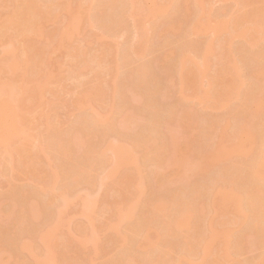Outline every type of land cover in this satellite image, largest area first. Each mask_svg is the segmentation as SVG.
Here are the masks:
<instances>
[{
	"label": "rangeland",
	"instance_id": "rangeland-1",
	"mask_svg": "<svg viewBox=\"0 0 264 264\" xmlns=\"http://www.w3.org/2000/svg\"><path fill=\"white\" fill-rule=\"evenodd\" d=\"M15 1L21 6L25 0ZM15 1L0 0V23H2L3 19H8V15L15 10L17 6ZM49 1L51 0L45 3ZM76 1L74 2L73 0V5L77 6L78 0ZM170 1L172 0H126V17L128 14L127 20L125 18V26L126 28L128 27L126 34L123 33L124 29L121 27L115 32L113 31L115 28H112L111 33L109 32L110 29L107 28L109 31H106L105 27H102L101 30L98 27L97 30L96 26L100 24L97 16V18L94 17L97 19L95 21H98V23L95 22L96 26L90 27L88 24H85L86 26L82 28V31L79 30L81 33H75V38H73L74 36L70 37V35V38H68L65 35L66 39L64 37L62 41L65 44L60 42L63 36L61 38H59L60 36L57 37L58 39L53 37L55 40L51 39L50 35L48 37L50 30H55V24L61 23V20L65 23V19L63 20L65 14L61 13L60 10L63 9L61 11L65 13L66 11H64V8H60V6L59 10L56 9V14L54 13L55 17L57 14H62L60 21L53 17L54 15L50 16L56 19L57 23L55 22L56 20L53 21L54 19L49 16H44L49 17L47 19L43 17V19H40L43 22L42 26L39 25L42 28L38 32H41L43 29L40 36H43L44 40L40 37L43 42L41 44H34L35 48L31 47L33 50H36L37 45L38 47L45 46L44 52L47 53L49 51L47 57L50 58V63H48L47 57L46 60L48 62L43 58V55H46L44 52L41 55V57L43 56L42 59L38 56L41 60L44 59L48 63L44 68L43 66L41 67V70L43 68L42 71L34 66L37 61L38 63L40 62L38 57V60H36V57L33 58L31 56L32 62L30 63L32 65L30 64L31 66H29L28 62V67L23 60V56H25L26 61L28 52H23L22 57L21 52H17V55H20L23 60H19L21 61L19 63L17 59L20 58L16 54L15 58L16 56L18 58H14L16 48L15 51L12 47L10 49L9 47L6 48L10 39V36H6L14 34L13 30H15V26L11 19L8 22H3L5 24L8 23L6 26L8 29L3 28L0 34V82H9V86L6 83L3 87L1 86L2 92L17 86L16 91L20 95L24 92L23 96H21L23 99L20 97L24 101L21 102L24 105L21 103L18 105L16 104L17 101L15 103L13 100L9 102L12 106L10 104H5L4 106V103L11 101L10 96L9 99L6 97L8 92L6 93L7 95L4 93L6 96L4 95L3 97L6 98L3 100L2 97L1 99L3 101L1 103L3 114H7L6 116L11 118L6 117V119H9H7V124L10 120L15 122L12 121L11 126V122L6 126V128L10 126L8 131L11 134L7 131L8 136L0 129L1 229L6 224L9 227H15L16 230L20 229L12 223L14 215L9 217V215L3 214V212H9L13 206V198L10 197V192H12L10 190H13V188H17V190H24V188L26 190L29 189V191L32 190L33 195L25 190L27 195L30 194L31 197L27 196L30 197L28 199V206H26L27 209L22 214L20 209H18L17 217L31 220L37 226L40 220H48V212L52 206L46 205L42 208L43 216L39 220L37 218L39 216L33 214V208L36 205L35 192L45 194V198L42 199L43 202L47 203L51 200L55 191L52 180L55 176L54 172L59 171L62 174L68 166L75 167L84 176L81 182L67 180L69 193L65 196L70 202H66L63 199V193H58V205L53 206L63 213L60 228L52 239L54 253L57 254L58 251L61 257L57 261L54 258V260L47 259L45 257L46 246L40 242L39 238H36V242H33V245L30 247L31 251L26 250L28 253L33 251L39 257V264H66L67 261L71 264H112L113 259L119 257L124 252V249H126L124 248L125 245L123 246L124 241L122 237L118 236L115 232V227H118L122 232L127 231L128 224L134 225L138 221V215L141 220L143 219V209L151 217L155 207L149 204V202L157 197L168 199L173 194L172 190L175 189L184 194L187 197V201L193 202V199L189 198L186 194L191 196L201 195L206 190L204 186L205 181L209 180L211 175L216 174L219 168L223 170L219 165L215 167L211 159L205 160V158H202L201 154L205 151H210L209 149H213L216 152V149L223 148L225 145L247 143L246 134L240 131L237 124L238 121L233 117L241 105L240 110H243L246 105L242 101H235L229 103V107L224 106L225 102L233 101L234 97H227L230 94L228 89L221 95V85L217 87L218 91L213 92L215 87L209 89V83L212 77L218 74L220 69H225L226 67L229 70H236L235 65L232 64L234 59L235 62L237 60L239 63H243V60L251 55L250 47H246L245 51V48L241 46L243 40L237 36L239 32H245L248 41H251L254 36L259 40L264 39V0H203L202 3L206 5L205 7L208 10H214L215 13L212 11L211 14L207 13L197 17H195V11L193 14H187L188 10L186 11L187 7L185 8L184 6L185 2L181 1L178 6L175 3L174 8L170 12H167L168 14L165 12L164 16L163 13H159V15L154 14L155 16L152 15L150 11L152 8L154 10L159 5H169ZM83 2L89 5L92 4L93 0H85ZM12 3H14V6ZM99 3H101L100 0L98 1ZM95 8H99V6H95ZM58 11L59 13H57ZM95 11L96 9L93 10L94 16L98 13V11L96 13ZM199 13H201L200 10ZM161 14L164 18L161 17ZM165 14L167 15L165 16ZM192 16L202 20V22L208 23V28L202 31L191 28L186 33L187 36H185V28L182 26L180 28L179 23L187 21ZM236 16L238 18L240 16L243 17L241 24L234 29ZM219 22H222V24H219L220 28ZM59 23L58 25H65ZM9 24L11 27H8ZM62 26L56 27V29L60 30ZM6 29L7 31H5ZM4 31L8 33L6 36L3 35L5 34L3 33ZM48 31L49 33H46ZM31 33L32 37L30 34L23 37L24 39L28 38V42L33 44L34 41L35 43L37 42L36 40L33 41V37L35 35L38 37V33H35L34 36V32ZM19 38L21 39L20 42ZM19 38L18 43H16L18 46H15L18 48L23 40L22 36ZM29 43L24 42L26 45H29ZM66 43L67 45L68 43H73L71 44L72 50H83L77 59L74 60L72 55H70V59L68 54L72 50H70L71 48L69 49L70 45L67 47ZM209 43H213L215 54L207 53ZM52 44L57 46L54 47ZM145 44L150 45V49L147 52L139 53L140 50L137 47ZM23 47L26 46L23 45ZM23 47L21 45V48ZM104 47L106 55L101 57V51ZM172 47L181 50L188 48L191 61L200 62V65L206 71L204 77H201L198 81L197 87H193L187 83L181 87L180 80L175 75L177 69L174 73L167 71L168 68H172L173 70L177 61V55L173 54ZM262 47L264 48V43ZM27 48H24V50ZM55 48H58L56 52H54ZM38 49L41 50V48ZM38 49L37 52L35 51L37 54L39 52ZM77 51H75L76 54ZM85 52L89 53L88 56L86 55L87 57L85 56ZM36 53H34L35 56ZM124 53H127V55ZM49 54L51 56H48ZM120 54H123L122 57L125 55L127 57L122 58ZM166 56H168L169 62L164 64L163 61L166 59ZM28 59L31 58L29 57ZM77 60H81L79 65L76 63L78 62ZM117 60L120 62L121 71H123V73H119L122 82L125 81V78L129 74L124 72L129 67H132L135 75L138 72L146 70L144 74H137L138 86L131 92H125L121 82L116 81L119 79V77H116L119 67L117 66ZM75 64L76 68H74ZM138 64H144L145 68L149 64L150 67L147 66L148 68L145 69L144 66H138ZM32 66L37 70L35 72V69L33 70L32 68L33 73H30L32 70L30 72L27 70H30ZM139 68L140 71H138ZM182 70L184 71V79L187 80L191 74L192 67L188 66L185 70L184 68ZM28 73L30 74L28 75ZM242 75L245 79L246 87L241 96L246 97L248 90L258 79L251 76L248 68L243 69ZM154 78L162 86H160L159 91L152 93V104L155 106L149 107L146 105L145 99L140 98L139 95L142 90H147V84L150 82L148 80ZM14 79H16V85L12 83L15 81ZM23 80L26 83H23ZM48 81L49 83H47ZM116 82V85L119 86L117 89L115 88ZM10 83L14 86L12 84L10 86ZM42 84L47 86L45 90L43 89V92L41 88V91L38 88ZM34 88H36V91H33ZM83 92L89 94L83 99V105L88 107L86 109L81 108L78 104V96ZM90 93H93V95H90ZM232 94L236 95L234 91ZM212 96H216V99H211ZM114 103L117 104V107L124 108L127 105L134 109L137 117L134 119L133 125L126 126L124 123H120L119 121L121 120L119 119H121L122 115L119 116V114L111 115L115 116L114 120L113 117H109V120H113H111L112 122L108 124L103 122V119L109 116ZM249 107L253 108L254 105L250 104ZM187 112L191 113L190 117H185ZM83 116H87L89 120L87 122H80ZM226 121H231L228 134L234 135L237 138L229 137L230 140L228 141L222 139L221 126ZM13 125L14 127H12ZM57 128L60 133H57ZM185 129L190 130V132L192 131L191 134L193 135H190ZM70 131L71 135L69 134ZM205 131H207V139L202 137ZM137 134L141 135L140 139H143L144 146L135 150L131 146V141L135 139ZM4 137H7V140L2 139ZM68 137L72 140L70 145L71 154H68L66 157L58 156L52 147L58 144V140ZM109 140H113L114 147L121 145L125 149L126 153L120 155L121 157H125V169H120V177L116 175V178L104 177V179H101L100 177L105 176V174L100 173L95 183H89L87 182L86 171L77 164L80 161H70L72 158L75 159V156L79 153L78 150L84 147L93 145L96 148L101 146L108 148L111 145L110 142L107 144ZM45 142H47V145ZM113 148L111 146L110 150H107L109 152L107 154L109 158L108 163L113 161V156L115 155ZM259 151L260 149L255 153ZM136 159H139L138 166L131 164V161H135ZM51 160L53 163L50 162ZM58 162H63V164L59 165ZM75 162L76 166H74ZM222 170L219 174L222 173V176L225 177ZM125 175H129L131 179L124 181ZM155 175L158 176L155 177ZM226 179L230 180V178ZM62 180L63 177H61L60 181ZM166 182L167 186H165ZM236 184L238 183L236 182ZM62 186L60 185V189ZM140 194H142L141 200L138 199ZM87 198L94 200L95 204L91 206L95 210L91 206V209L87 207V204H85ZM223 200L224 198H218L215 206L214 202L206 200V197L203 202H198L197 204H200V208H195L196 215L191 218L192 228L190 230L176 231V238L174 239L176 247L170 250L176 253L182 252L186 243L191 239H195L198 230L199 233L204 229L207 231L211 230L216 239L222 235L227 226L232 227L233 223L226 224L227 221L229 222L231 216H233L231 213L232 206L227 201L226 205H224L225 201ZM128 209L135 210L137 218H134V216L132 220L130 218L125 222L120 221L119 213ZM139 210H141L140 214ZM216 210H218L219 214L214 215ZM190 211L192 212V209ZM253 212L256 216L260 215V212H257V208ZM154 216L156 219L159 215L154 212ZM59 218L60 214H57L55 219L58 220ZM38 220L39 222L37 223ZM92 220L93 222L95 220L94 228ZM34 224L33 227H35ZM39 226L43 228L44 222L41 225L39 224ZM29 227L30 229L32 228L31 225ZM155 227L158 228L160 226ZM9 229L11 230L12 228ZM25 230L21 231L20 229L23 233L27 231L29 233L30 231L29 228ZM19 232L12 230L9 234H4L3 229L0 231L1 240L9 239L8 243H10L7 245L5 243L6 246H3V241L0 240V245L4 247L0 246V264H36L31 259L33 258L31 254L14 245L17 243V240L22 242L24 239H29L27 233H22L21 235ZM261 235V232H257L254 234L253 239H247V243L243 245L242 249L233 253L231 257L223 256V252H219L220 255H218V249H216L214 251L216 254L209 256L206 264H238V260L257 257L261 252H264V241H260ZM147 238L144 233L140 237L142 246H148V249H142L140 253L157 248L154 245L155 241L148 240ZM151 238L155 240L153 234ZM217 241H220V238ZM256 241L263 244H258ZM196 242L197 239L194 241V244ZM5 247H7L6 250ZM204 250L201 245V248L194 249L191 252L194 264H202L204 262ZM64 254L67 256V261H63L62 255ZM158 262L159 264H168L164 263L163 259ZM137 263V261L133 260L130 262V264Z\"/></svg>",
	"mask_w": 264,
	"mask_h": 264
},
{
	"label": "bare ground",
	"instance_id": "bare-ground-1",
	"mask_svg": "<svg viewBox=\"0 0 264 264\" xmlns=\"http://www.w3.org/2000/svg\"><path fill=\"white\" fill-rule=\"evenodd\" d=\"M46 1H48V0H25L21 6H19L17 4V2L15 1L16 5H17L15 10H13V12L8 15V19L5 18V20L7 19L6 21L3 19L2 23H0V34H1V32L3 31V28H7L6 26L8 24V23L5 24L3 22H8V20H10V19L14 22V24H13L15 26L14 27L15 30H13L14 34L10 33L12 35H9L7 32L5 33V31H7L8 28L3 32V33H5V34H3L4 36H6L7 34L8 35L6 37L10 36V39L9 38H8L9 40L7 39L9 42H8V45L6 48L9 47V49H10L12 47V48H14V51L16 48V51L14 53V58H15V54L17 55V52H21V57L24 53L28 52V56L26 55V57H27L26 61H25V56H23L24 57L23 60H24V63L26 62V64L29 62L28 63L29 66L32 65V63H30V62H32V57L33 58L36 57V60H38V59H40L39 57H41V55L45 53L46 55H43L44 57L43 56L42 57L46 60L47 53H49V51L47 53L44 52L45 46L42 45L43 47H38V45H37V47H36L37 49L41 48V50L38 49L39 50L38 54L36 53L37 49L33 50L31 47L35 48L34 44L35 45L38 43L41 44V42H43L42 40H44L43 36H40L42 34L43 29L41 30V32H38L40 30V28H42V27H39V25H41L43 22V20L41 21L40 19L42 17L44 19L45 18L47 19L53 15H54L53 17H55V14H56L55 12L57 10H59L58 8L60 6H61L60 8H64V11H66V13H65V12L61 11L63 9L60 10L61 13L65 14L63 16L64 17L63 20L65 19L66 21L64 20L65 23H63L62 20L60 21V18L62 16L61 13H60V15L57 14L58 17L57 16L55 17L61 23H59L53 17H50V18L54 19L53 21L56 20L55 21L56 23L58 22L59 24H63V25L65 24L64 26H62V25H58V23H57V24H55V28H54L55 30L54 31L50 30V33H49V31L46 32V33H49L48 37L50 35L51 39H53V40H55L54 39L55 37L57 38L59 36H60L59 38H61L63 36V39H61V41L59 40L60 42H62L64 40V37L66 39V36H68V38L74 36L73 38H75V33L79 34V32H80L79 30L82 31V28L84 26H86L87 24L90 27L96 26V23H98V21L97 22L95 21L97 16H98L97 19L100 21L99 25L101 26L100 27L99 25H97L96 26L97 30H98V27L100 30L102 27H105L104 29L106 31H109L108 29H110L109 32L111 33V30H113L114 28H115V30H113V31L115 32L118 28L121 27L124 29V30L122 29L124 34H126V31H128V27L126 28V26H125L126 20L128 17V14L126 17V11H125L126 0H100L101 3H99V4H98L99 0L98 1L93 0L92 4H89V5H87L86 3L83 2L85 0H80V1L78 0L77 6L75 4L73 5V0H64V1L63 0H55L58 3H56L53 0L49 1L48 3H45ZM59 1H61V2H59ZM75 1L76 0H74V2ZM181 1L185 2L184 6H185V8L187 7L186 11L188 10L187 14L189 13V15H190V13L193 14L194 11H195V17L202 16V15H205L207 13L211 14L212 11L215 13L214 10H211V9L208 10L207 7H205L206 5L202 3L203 0H172V1H170L169 5L168 4L167 5H159L154 10L152 8L150 11L152 12V15H154V14L159 15V13H163V16H164L165 12L166 13L170 12L174 8L175 3L178 6ZM14 3H12L13 6H14ZM95 6L96 7L99 6V8H95ZM75 9H76V11H74ZM95 9H96L95 13L98 11V13H96L97 15L95 14L96 16H94V12H93V10H95ZM97 9H99V10H97ZM199 10L201 11V13H199ZM57 13H59V11ZM67 14H69L68 17L70 15L71 16L68 18ZM167 14H165V16ZM44 16H49V17H44ZM163 16L161 14V17H163ZM94 17H96V18H94ZM195 17L192 16L187 21L179 23L180 28H181V26L183 28H185V36H187L186 33L191 28H194V29L200 30V31L208 28V23L202 22V20H199L198 18H195ZM242 17L243 16H240L239 18L237 16L235 17L236 19H235L234 29H236L237 26H239L241 24ZM66 18H68V19H66ZM125 18H126V20H125ZM39 21H40V23H39ZM10 24H12V23H10ZM10 24L8 25V27L10 26ZM219 24H222V22H219L218 25ZM198 25H199V28H198ZM61 26H62V28L60 30L56 29V27H61ZM137 27H138V25H137ZM172 27H174V26L172 25ZM219 28H220V25H219ZM113 31H112V33H114ZM31 32H34L33 36L35 35V33H38L39 39H40V37H42L41 38L42 40L41 39L39 40L37 35H35V37H33V41L36 40L37 42L35 43V41H34L33 44L31 42L29 43L28 38L24 39V37H25V35L29 36L28 34H30L32 37ZM51 32H53V33H51ZM43 33H45V31H43ZM247 33H248V31H247ZM3 35H2V37H3ZM69 35H70V37H69ZM21 36L23 39L22 44H21L22 47H23V45L28 47L25 50H24V48H26V47L21 48V45H19L20 46L19 48L15 47V46H18V45H16V43H18V38ZM237 36L242 38L241 40H243V43H241V46L245 48V51H246V47H250L251 55L249 57H246V59L243 60V63L242 62L239 63L237 60L235 62V59H234L232 64L235 65L236 70H234V69L229 70L226 67H225V69H220L218 71V74L213 76L212 79L210 80L209 89H212V87H215V90L213 92H216V91H218L217 87L221 85V95L223 93H225L226 89H228L230 94L227 95V97L233 96L234 100L225 102L223 104L224 106L229 107L230 106L229 103H233L235 101H242L246 105V107L243 110H240V107L242 106L241 105L236 110V113H234L233 117H235V120L237 119L238 123H237V121H236V123L238 124L240 131L243 132L244 134H246L247 143L244 142V143H241L239 145H236V144L225 145L223 148L216 149V152L213 149H209L210 151H205L201 154L202 158H205V160L211 159L213 162V165L215 164V167H218V165H219V167L221 166L223 168V170L219 168L218 171L216 172V174L211 175L209 177V180L205 181L204 186L206 187V190L201 195L191 196V195L186 194L189 198L193 199V202L187 201V197L184 194L177 191V189H175V190H172L173 194H171L168 199H165L163 197H157V198H155L149 202V204H152L155 207L154 212H156L159 215L158 218L155 219L154 212H152L151 217L148 216L146 211L143 209V214H144L143 219L141 220L140 216L137 214L138 215V221L134 225L128 224L129 227H127V231L122 232L118 227H115L114 228L115 232L117 233L118 236L122 237V239L124 241L123 246L125 245L124 248H126L127 251H126V249H124V252L121 255H119V257H115L113 259L112 264H130V262L132 260L137 261L138 262L137 264H159L158 261H160L162 259H163L164 263H168V264H194L191 252L194 249L201 248V245L203 247V250L205 249L204 250L205 260L202 264H206L209 256L216 254L214 252L216 249H218V252H217L218 255H220L219 252H223L224 253L223 256L231 257L233 255V253H236L242 249L243 245L247 243V239H250V240L253 239L254 234H256L257 232L262 233V235L260 236V241H264V228H263V226H264V48L262 47L263 43H264V39L259 40L254 36V37H252L251 41H248L245 32H243V33L239 32ZM36 37L38 40L35 39ZM73 38H72V40H73ZM24 40H26V41H24ZM20 41H21V39L19 38V42ZM23 41L27 44L29 43V45L24 44ZM63 44H65V43H63ZM71 44H73V43H68V45H70L69 49L71 48L70 50L73 49ZM53 45H54V47L57 46L55 44H52V46ZM66 45H67V43H66ZM68 45H67V47H68ZM147 45L148 44L139 45L137 47L140 50L139 53L147 52L148 49H150V47H149L150 45H148V46ZM39 46H41V45H39ZM46 46L48 47L47 44H46ZM231 46H232V43H231ZM172 48H173L172 49L173 54L175 53L177 55V61L175 63V68L173 70H172V68H168L167 71L169 73H174L177 69L175 75L178 76V79L180 80V83L182 85L181 87H183L184 84H186V83L193 86V87H197L198 81L200 80L201 77H204L206 71H204L203 67L200 65V62L191 61L190 51L188 48H185L184 50L175 49V47H172ZM9 49H7V50H9ZM30 49H32V50H30ZM56 49H58V48H55L54 52H56ZM74 50H72V51H74ZM77 50H75V51H77ZM11 51H12V49H11ZM72 51L71 52L68 51V52H70L68 55H69L70 59H71L70 55H72L74 60L77 59V57L80 56L81 53L83 52V50H78L77 54L75 53V51L73 52L74 53L73 54ZM137 51H138V49H137ZM29 52H31L34 56L31 53L29 54ZM40 52H41V54H40ZM105 52H106V50L104 47L101 51L100 56L104 57L106 55ZM259 52L261 53L260 55H259ZM34 53H36V56ZM207 53H212V54L214 53L215 54V49L213 47V43H209V45L207 46ZM124 54L127 55V53H124ZM12 55H13V52H12ZM86 55L88 56L89 53L85 52V56ZM126 55L124 57H122L123 56V54H122L121 57L125 58V57H127ZM17 56L20 59H17L18 58ZM17 56L15 59H17V61L19 63H21V61H19V60H22L20 55H17ZM48 56H51V55L49 54ZM29 57L31 59H28ZM37 57H38V59H37ZM42 57H41V59H42ZM167 58H168V56H166V59L163 61L164 64H167L169 62V60ZM41 59L39 60L40 62L42 61L41 63L40 62L38 63V61H37V63L40 65H38L35 61H33L34 63H36V65L34 64V66L36 68L38 67L37 69H40V70H41L42 66L44 68L48 63H50L49 57H47L49 62L46 60L48 63L44 59L43 60H41ZM79 61H78L79 63L76 62L78 65L81 63V60H79ZM42 63H44V65H42ZM28 64H27V66H28ZM19 65H22V64H19ZM34 66L30 67V70H27V71L30 72L33 68V70L35 69V72H36L37 69ZM117 66H119V67H118V71H117L118 75H116V77H119V79L117 78L118 80H116V79L115 80L121 82L122 86L124 87L125 92L126 91L131 92L132 90H134L138 86L137 74L146 73L145 69L150 67L149 64H147L148 67L146 66V68H145L144 64H142V65L138 64V66H144L145 71L138 72L136 75L132 71V67H129L128 70L126 69L124 71L126 73H129L126 77L128 80L125 78V81L122 82V80L120 79V74L123 73V71H121V69H120L121 68L120 62L118 60H117ZM188 66H191L192 70H191V74L189 75L188 79L185 80L184 76H183L184 71L182 70V68H184V70H185ZM43 68H42V70H43ZM74 68H76V64H75ZM244 68H248L250 70L251 76L257 77V79H258V81L256 83H254L251 86V88L248 90L246 97L241 96L243 90L246 87L245 79L242 75ZM33 70L30 73H33ZM40 70H38V71L40 72ZM169 70H171L172 72ZM138 71H140V68ZM30 73H28V75ZM226 76H228V78H226ZM51 78H52V76H51ZM59 78H60V76H59ZM14 80L15 81H13L12 83H15V85H16V83H17L16 79H14ZM57 80H59V79H57ZM0 81H1V79H0ZM24 81L25 80H23V83H26ZM148 81H150V82L147 84V90H142L139 97L144 98L146 105L151 107V106H155L152 104L153 103L152 102L153 101V97H152L153 94L152 93H156L157 91H159L160 86H162V85L160 84L159 81H156V78H154L152 80H148ZM0 83H2V84H0V101H1L0 102V129L3 130L8 136V132L10 133V131H8V130L10 129V126L12 125L13 120L12 121L10 120L11 123L9 122L10 126H9V128L7 127L8 128L7 129L6 126H8V124H9V123L7 124V119L10 117L6 116L7 114H3L2 110H1L2 109L1 103L3 101L1 99L8 92V95L6 94L7 96L6 95L5 96L8 97L7 99H9L11 97L10 98L11 101H7V99H6V101L8 103L6 101H4V102H6V103H4V106H5V104H10L12 106V104L9 102H12L13 100L15 103L17 101L16 104L19 105L21 102H24L23 100L20 99V97L23 96L24 92L22 95H20L19 92L16 91L17 86L14 88L10 87L11 89H7V90H5L6 92L5 91L2 92L1 86L3 87L5 85V83L8 85L9 82H4V83L0 82ZM12 83H10V86ZM47 83H49V81ZM116 84H117V82L115 83V88L117 89V87L119 88V86ZM42 85L39 86L38 88H39V90L41 88L42 92H43V89L45 90V87H47V86L46 85L44 86V84H42ZM35 89L36 88H34L33 91H36ZM116 89H115V91H116ZM233 91L235 92L236 95L232 94ZM97 92H98V90H97ZM87 95H89L87 92H83L78 96V104L80 105L81 108H85V109L88 108L87 106L83 105V99L85 97H87ZM90 95H93V93H90ZM187 96L189 97V95H187ZM6 97H3V100ZM133 99H135V98L133 97ZM211 99L215 100L216 96H212ZM222 102H224V101H222ZM21 104L24 105V103H21ZM250 104H253L254 107L250 108L249 107ZM15 106H17V105H15ZM116 114H119V116L122 115L121 119H119L121 121H119V122L124 123V125H126V126L133 125L134 119L137 117L135 115L134 109L131 106L126 105L124 108L123 107H117V104L114 103L113 108H112L109 116L104 118L103 122L106 124L112 122L114 120L115 116L113 117L111 115H116ZM110 116H111V118L113 117V120L112 119L109 120ZM190 116H191L190 112H187L185 114V117H190ZM6 117H8V118L6 119ZM88 120L89 119L87 116H83L81 118L80 122H87ZM107 121H109V122H107ZM230 123H231V121H226L221 126L222 139L225 141L230 140L229 137L237 138L234 135L228 134L229 128H230L229 127ZM255 124H257V125L253 126ZM12 127H14V125ZM11 130H12V128H11ZM186 131L189 132L190 135H193V134H191L192 131L191 132H190V130H186ZM72 132L75 135V132L73 129H72ZM206 132L207 131H205L204 136H202L205 139L208 138ZM57 133H60L58 128H57ZM69 134L71 135V131ZM1 137H3V136L1 135ZM69 137L66 139L62 138L61 140H58V144L55 145L56 148L52 147L57 152L58 156L66 157L68 154H71L70 145H71L72 140ZM6 138L7 137H4L2 139H6ZM140 138H141V135L137 134L135 139L131 141V146H133L135 148V150L137 148H142L144 146L143 139H140ZM109 142L111 145L108 148H106L104 146L96 148L93 145H90L88 147H84L83 149H79L78 151L80 154L78 153L75 156V159L72 158V160L70 161V162H73L75 160H76V162L80 161L77 164L79 165L80 168H82L84 171H86L87 182L95 183L98 180V176L100 175V173L105 174V176L100 177L101 179L102 178L104 179V177L105 178H112V177L116 178L115 177L116 175H119V177L121 176L119 174V171L121 168L125 167L126 162L124 160L125 157L124 156L121 157L120 155H124L123 153H126V151L121 145L114 147L113 140H109L107 142V144ZM188 142H189V140H188ZM45 144L47 145V142H45ZM111 146H112V148L114 147L113 152L115 153V155H114L115 158L113 156V161L108 163L109 158H108L107 154L109 153L108 151L110 150ZM258 149H260V151L255 153ZM192 156H193V154H192ZM147 159H149V158H147ZM50 162L53 163L52 160ZM76 162L74 163V166H76ZM58 164L62 165L63 162H58ZM131 164L138 166L139 159H136L135 161L134 160L131 161ZM221 170L223 171L224 176L226 178H230V180H227L225 177H223L222 173L219 174ZM54 175L55 176L53 177L52 180L54 183L53 188L55 191L53 190L54 193H53L51 200H49L47 203L43 202L42 199L45 198V194H41V192H39L40 193L39 194V193H36L34 191L35 196H36V205L33 208V214L38 215L39 217H37V218H39V220L43 216L42 208L45 207L46 205L52 206V208L48 212V216H47L48 220H44V221L42 220L44 222L43 228H41L40 226L38 227L39 224L40 225L43 224V222L41 220H40V222H42V223H40L38 220L37 223L39 222V224H37V226H35V224L33 222H31V220H26V219H24V217H20V218L17 217L18 209H20L21 214L27 209L26 206H28L27 205L28 199L31 197V195H33V193L31 192L32 190L29 191V189L26 190L25 188H24V190L23 189L17 190V188L15 189L12 187L13 190H10V191H12V192H10L11 193L10 197L13 198V200H12L13 206L9 210V212H3V214L9 215V217L14 215V220L12 223L16 227H19L21 229V231H23L25 229L28 230V228L30 230L29 233H27L28 231L24 232L30 236V237L28 236L29 239L28 240L24 239V240H22V242H19V240H17V243L14 244L15 246L20 247L23 251H26V250L31 251L30 247L33 245V242H36V238H39L40 242L43 243L44 246H46L45 257L47 259H52V260L55 259V261H57V259H59L61 256L58 254L59 252L57 250L56 251H57L58 255L56 253H54L55 250H53V246H52L53 240L52 239L54 237V234L60 228V221L63 219V213H61L59 210L56 209V207H53V206L58 205L57 204L58 203L57 199L59 197V196L57 197L58 193H63L64 194L63 199L66 200V202H70V200L65 196V195H67V193H69V188H68L67 183H66L67 180L81 182V180L83 179L84 176L82 174H80L75 169V167L72 168V166H68L67 169L64 170L62 174L59 171H56V172H54ZM157 176L158 175H155V177H157ZM61 177H63L62 181H60ZM130 179H131V177L129 175L124 176V181L130 180ZM156 179H158V178H156ZM63 182L66 184L64 185ZM236 182L238 184H236ZM60 185H63L61 187V189H60ZM167 185L168 184L166 182L165 186H167ZM25 190H26V192L30 193L31 195L30 194L27 195ZM189 194H191V193H189ZM141 195L142 194L139 195V198H138L139 200H141ZM27 196H30V197H27ZM205 197H206V200H212L214 202V206L216 205V200H218V198H224V200H223V201H225L224 205H226V201L231 204V206H232L231 213L233 214V216H231L229 222L227 221L226 224L233 223V226L232 227L227 226V228L223 231L222 235L216 239L214 238V234L212 233L211 230L207 231L204 229V230H201L200 233L198 230V232L196 233L197 236H195V239L189 240L186 243L185 248H183L182 252L176 253V252L171 251L170 250L171 248L176 247V242L174 241V239L176 238L175 232L176 231H183V230H190V228H192L191 218L194 215H196L195 208H200V204H197V203L203 202ZM198 199H203V200H198ZM85 204H87V207L90 208V206L92 204H95V202L93 199L87 198L85 200ZM96 205H97V203H96ZM256 208H257V212H260V215H258V216H256V214L253 212V211H255ZM190 209H192V212L190 211ZM93 210H95V209L93 208ZM140 211L141 210H139V214H140ZM57 214H60V218L58 220L55 219ZM135 214H136L135 210H133V209L121 211L119 213V219L122 222L128 221L130 218L132 220L134 216H135L134 218H137V216ZM217 214H219L218 210H216L214 215H217ZM29 221H30V224H29ZM94 222H95V220H94ZM94 222L92 220L93 228H94ZM33 224L35 227H33ZM160 224H162V225H160ZM7 225L8 224H6V226L2 227L4 234H7V233L9 234V232H11L12 230L17 231V232L20 231V229L16 230L15 227H9ZM30 225L32 227L31 229L29 227ZM155 226H160V227L156 228ZM9 228H12V229L10 230ZM2 229L0 227V231ZM21 231L19 233H21V235H22L23 232H21ZM42 231H44V232H42ZM143 233L145 234L146 237H148L147 238L148 240L155 241L154 245L157 248L147 250L144 253H140V250L148 249V246H142L143 244L140 240V237ZM152 234L154 235L155 240L151 238ZM236 234H238V235H236ZM169 237H170V239H169ZM219 238H220V241H217V239H219ZM196 239H197V242H196V244H194V241ZM0 240H1V238H0ZM8 240L9 239H7V240L2 239L1 240L4 242V243L2 242L3 246L5 245V243H6V245L10 244V243H8ZM256 242H258V241H256ZM0 244H1V242H0ZM217 244H218V246H217ZM258 244H263V243L258 242ZM3 246H1V247L4 248ZM8 246L10 247V245H8ZM12 246H13V244H12ZM6 248L7 247H5V250H6ZM26 252L28 253V251H26ZM28 254H31V256L33 257L31 259L34 260V262L36 264H39V261H40L39 257L33 251L31 253H28ZM65 255L66 254L62 255L63 261H67V256H65ZM66 264H71V263L67 261ZM238 264H264V252H261L255 258H250L247 260H238Z\"/></svg>",
	"mask_w": 264,
	"mask_h": 264
}]
</instances>
